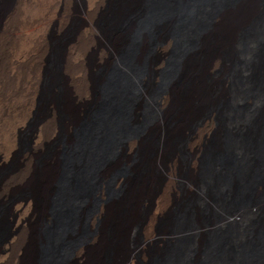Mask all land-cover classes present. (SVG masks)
Returning a JSON list of instances; mask_svg holds the SVG:
<instances>
[{
    "label": "bare ground",
    "instance_id": "obj_1",
    "mask_svg": "<svg viewBox=\"0 0 264 264\" xmlns=\"http://www.w3.org/2000/svg\"><path fill=\"white\" fill-rule=\"evenodd\" d=\"M11 1L0 0V43L23 0H15L6 16ZM235 1L111 0L98 17V37L81 68L73 49H64L73 42L70 35L49 44L50 22L35 41L33 57L27 41L22 48L16 45L15 56L6 47L0 59V224L5 221L8 228L0 237V264H42L43 253L47 264H70L75 258L125 264L152 243V227L163 218L187 216L192 224L189 229L166 224L157 234L197 236L207 227L242 223L253 212L254 207L243 208L215 220L200 218L211 202L220 205L214 197L226 192V184L242 187L250 175H264V0H242L229 8ZM213 13L217 18L210 26ZM170 19L177 31L175 56L161 92L144 99V72L131 67L143 64L145 39L137 40L129 30L164 21L165 26ZM100 48L116 57L100 54L96 62ZM128 48L121 61L118 55ZM218 67L221 74L215 76L211 71ZM224 75L234 78L230 97H222ZM247 93L252 104L234 117L241 110L237 98ZM144 106L149 116L140 119L136 108ZM215 111L226 122L218 124L213 145L208 141L209 151L195 157L198 134ZM233 121L238 145L228 131ZM121 164L127 172L117 177L114 169ZM109 179L113 195L103 188ZM87 182L100 185L93 191L97 196L78 195ZM174 186L179 198L170 195ZM164 190L170 195L166 201ZM88 224L90 238L88 231L81 235ZM205 245L196 241V248ZM120 256L126 259L118 262Z\"/></svg>",
    "mask_w": 264,
    "mask_h": 264
},
{
    "label": "rangeland",
    "instance_id": "obj_2",
    "mask_svg": "<svg viewBox=\"0 0 264 264\" xmlns=\"http://www.w3.org/2000/svg\"><path fill=\"white\" fill-rule=\"evenodd\" d=\"M110 1L111 0H23L17 12L10 16L11 10H14L12 5L15 3V0L11 1L7 9L9 11L6 14V16H10L11 19L10 33L8 36L4 37L0 43V59H2L4 51H6L8 48H11L8 49L10 54L15 56L17 54V46L18 48L20 46L22 48L24 46L23 44L26 43L25 41L31 44L30 49L32 48L28 52V57H33V50L36 46L35 41L41 39L43 34L42 32L44 31L43 28H45V23L50 22L52 26L48 32L49 44L53 46L57 42H63L70 35L73 42L65 44L64 49L66 51L73 49L74 62L78 65V67L81 68L86 62L87 49L89 45L92 44L94 35L98 37L99 28L96 25L98 22V17L106 11L107 3ZM241 1L242 0H236L229 6V8H233ZM260 10L264 12V5ZM216 18L217 14L213 13L210 19V26L212 23H214ZM172 23L173 19H170L167 21L165 26L164 21L160 25H151L150 28L135 25L133 29L129 30L130 32H133V36L137 40L141 39L142 36H144L145 39L144 49H146L141 57L143 64L141 66L131 67L133 72L137 73L139 70L144 72L140 79V92L144 99H147V97H151L154 94L158 95L161 92L162 79L163 77L167 76L169 65H171L173 62V58L175 56L174 39L176 37L177 31L173 29ZM20 35L23 37L21 36L19 38L18 36ZM14 36L16 37L14 38ZM29 39L30 41L28 42ZM163 39L164 41L161 42ZM100 54H103L105 59H109L112 56L116 57L112 51L109 52L106 49L102 50V48H100L96 51L94 56V60L96 62L101 60ZM129 54L130 50L128 48L127 50H123L118 55V58L121 61H125ZM16 58L17 57L14 59ZM219 70L220 68L218 67L211 72L213 75L219 76V74H221ZM113 71L114 70L112 69L111 74H114ZM233 80L234 78H231L229 75H224L222 77V97H230L233 94L234 90L231 88ZM163 97L164 95L157 99L158 104L163 102ZM251 97L252 93H247L243 95V97L237 98L236 104L241 108V110L233 114L234 117L237 114H242L243 111L247 110L248 105L252 104ZM249 109H251V106ZM136 113H138L137 116L140 119H146L149 116V108L148 106H144L142 110L136 108ZM224 122H226L225 117L220 113V111L211 112L209 114V117L205 122L207 124H204V127L202 128L204 133L200 132L198 134L196 139L198 140V142L196 141L197 145H194L196 151L194 152L195 157L201 158L206 151H209L208 141H210L212 144V137L216 134L218 130L217 128L220 127H218V124L222 125ZM228 131L233 143L235 145L240 144L239 131L235 121L231 123ZM84 132L86 133V128L84 129ZM68 162L69 158L65 155L64 163L67 165ZM227 162L229 164V162L231 163V160L228 159ZM127 167L128 166L126 164H121L119 167H115L114 173L117 177H119L120 175L127 172ZM263 179L264 175L254 174L249 176L246 186L240 187V184L233 183L226 184V192L221 193L219 197H214L215 199H219L220 205L211 202L210 209L206 208L200 212V218L204 221H209V219L215 220L217 216L223 217L226 214L239 211L243 208H247L249 211L252 207H254L253 212L251 214L248 213L247 217L242 223H229L222 226L215 225L212 227H207L197 236L193 233L189 232L190 234H188L186 232L176 235L175 237H164L157 234V229L164 227L166 224H172V226H177L182 229H189L192 224V219H189L187 216H173L170 219L165 218V220L163 218L160 222L158 221V223L156 221L152 227V234L155 232L152 243L149 244V246H147L145 249L136 251L137 253L128 256L127 262L125 264H253L255 262L257 264H264V261H262V259H264ZM65 182V178H63L59 184V187L62 188ZM98 186L100 185L97 182H87L81 188L78 187V195L95 197L97 194H94L93 191L97 190ZM103 188H105V192L109 195L114 194L115 186L112 184L110 179L105 185H103ZM189 189H191V193L194 191L192 188ZM173 194L175 198H179L182 195L181 191L176 186H174V188L171 187L170 195ZM163 195L165 197L163 196L164 199L162 198V200L166 201L170 196L169 191L167 192L164 190ZM90 210V208H87L85 210V214ZM56 214L59 218L60 211L56 210ZM2 223L3 224H0V237L5 234L7 231L6 229L8 228L5 221ZM85 227L86 228L84 229H86V231L82 229L81 235L82 233L85 234L88 231L86 235L90 234L88 235L90 238L93 233L92 229L89 228V224ZM142 235L144 234L142 233ZM198 239H202L206 242V245L203 248H196V241ZM225 239H228L231 242V244L227 247L222 242V240ZM218 242H221L223 247H216V243ZM254 242L257 243V247L252 249L251 245ZM53 249L54 251L59 250L57 247H53ZM193 249L196 250L195 253L190 252ZM45 257L46 254L43 253L40 259L42 264L48 263ZM79 259L75 258V261L70 264H87L84 258H81V261ZM123 259H126V257L120 256L117 258V261L120 262Z\"/></svg>",
    "mask_w": 264,
    "mask_h": 264
}]
</instances>
